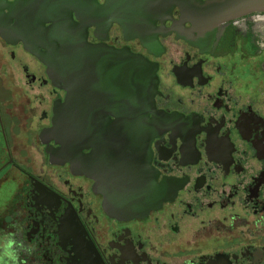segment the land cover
<instances>
[{"label":"flooded vegetation","instance_id":"1","mask_svg":"<svg viewBox=\"0 0 264 264\" xmlns=\"http://www.w3.org/2000/svg\"><path fill=\"white\" fill-rule=\"evenodd\" d=\"M104 1L0 0V264H264V12L199 36L175 8L145 45L89 27L88 43L142 57L153 81L94 67L72 168L48 134L66 91L24 41L51 11L79 23ZM137 180L166 199L116 214Z\"/></svg>","mask_w":264,"mask_h":264},{"label":"water","instance_id":"2","mask_svg":"<svg viewBox=\"0 0 264 264\" xmlns=\"http://www.w3.org/2000/svg\"><path fill=\"white\" fill-rule=\"evenodd\" d=\"M175 8L180 10L182 22L190 23L192 30L201 36L229 19L264 12V0H105L96 7L97 12L91 8L78 9L79 23L61 7L60 12H50L52 25L45 31H39L40 42L29 39L35 36L24 41L29 51L46 66L52 84L66 91L64 104L55 108L48 134L66 146L60 153L72 168H77L75 143L79 128V96L89 95L94 67L106 70L109 75L114 72L115 76L130 80L131 85L141 82L148 91L153 81L151 65L145 59L127 50L88 43L87 29L96 26L100 33H106L116 23L125 34L139 38L145 45L149 41L147 33L157 21L168 18ZM180 37L192 44L200 40L189 32L182 33ZM41 47L46 52H42ZM141 186L140 180L130 182V189L125 190L122 197L125 208L116 214L139 215L166 199L165 194L156 196L150 194L149 188Z\"/></svg>","mask_w":264,"mask_h":264}]
</instances>
